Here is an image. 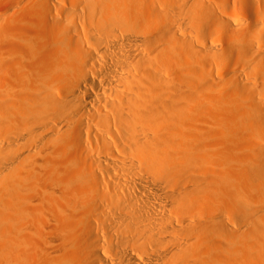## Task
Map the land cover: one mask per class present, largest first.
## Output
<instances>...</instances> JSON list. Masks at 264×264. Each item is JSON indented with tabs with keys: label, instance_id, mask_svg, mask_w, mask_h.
Listing matches in <instances>:
<instances>
[{
	"label": "bare ground",
	"instance_id": "6f19581e",
	"mask_svg": "<svg viewBox=\"0 0 264 264\" xmlns=\"http://www.w3.org/2000/svg\"><path fill=\"white\" fill-rule=\"evenodd\" d=\"M0 264H264V0H0Z\"/></svg>",
	"mask_w": 264,
	"mask_h": 264
}]
</instances>
